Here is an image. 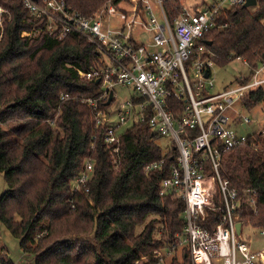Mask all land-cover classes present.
Masks as SVG:
<instances>
[{
	"label": "trees",
	"instance_id": "trees-1",
	"mask_svg": "<svg viewBox=\"0 0 264 264\" xmlns=\"http://www.w3.org/2000/svg\"><path fill=\"white\" fill-rule=\"evenodd\" d=\"M105 1L65 0L84 15ZM0 5L7 11L0 25V172L6 183L0 223L31 254V264H156L155 250L171 246L183 226V199L159 192L174 158L162 151L146 121L121 131L113 151L105 140L107 123H96L86 101L106 107L100 82L78 73L98 64L94 45L76 32L51 35L20 0ZM164 5L173 17L177 2ZM217 22L205 33L214 64L240 56L252 68L264 60V0L222 8ZM263 99L260 85L240 104L251 110ZM87 158L95 163L86 191L73 184ZM154 161L162 163L145 171ZM219 173L230 188L256 189V214L241 216L264 226V135L255 129L244 144L224 152ZM0 264H15L4 247ZM166 264H191L189 252L182 247Z\"/></svg>",
	"mask_w": 264,
	"mask_h": 264
},
{
	"label": "built area",
	"instance_id": "built-area-1",
	"mask_svg": "<svg viewBox=\"0 0 264 264\" xmlns=\"http://www.w3.org/2000/svg\"><path fill=\"white\" fill-rule=\"evenodd\" d=\"M164 1L106 0L95 12L84 15L65 0H20L31 16L44 21L51 35L62 38L76 32L94 45L98 64L78 73L99 79L100 99L106 104L111 94L105 108L96 99L86 101L96 123H107L105 140L113 151L119 149L124 124L128 127L146 121L153 137L167 136L170 147L165 154L174 161L160 181L159 192L183 199L185 206L182 230L175 234L171 246L155 250L156 264H166L182 247L189 252L191 264H264V247L253 249L250 237L243 235L246 227H255L241 212L256 214V189L240 192L230 188L228 179L219 173L223 153L244 144L255 130L245 134L235 127L252 122L239 112L244 108L240 99L247 91L264 86V60L250 68L249 76L239 77H248L246 81L237 79L234 85L214 90L211 67L215 64L206 54L205 40L207 30L219 25L222 8L243 5L246 0H202L192 6L175 0L173 17ZM6 12L0 5V25ZM114 15L116 23L111 24ZM38 31H23L22 35ZM233 59L247 63L240 56ZM116 85L129 87L134 93L118 107L117 119L111 121L109 106ZM256 130L264 135V127ZM94 163L85 159L74 188L89 189ZM161 163L151 162L145 171ZM255 228L264 235V226Z\"/></svg>",
	"mask_w": 264,
	"mask_h": 264
},
{
	"label": "rangeland",
	"instance_id": "rangeland-1",
	"mask_svg": "<svg viewBox=\"0 0 264 264\" xmlns=\"http://www.w3.org/2000/svg\"><path fill=\"white\" fill-rule=\"evenodd\" d=\"M183 4L192 6L199 3L202 0H181ZM209 2L210 0H204ZM116 16L114 15L111 20V24L116 23ZM250 67L247 63L241 60H230L224 65H213L211 67V77L214 79V90H218L224 86H231L237 82L240 76H249ZM192 75V74H190ZM115 91V97L109 106L110 120L117 119V109L134 93L129 87L116 85L113 87ZM242 115H246L251 118L252 122L247 127L236 126V130L241 133H249L254 129H258L264 126V99L258 102L251 110L240 109ZM128 124H124L120 131H123ZM158 144L161 146L163 152L169 148V141L167 136H161L157 139ZM6 188V183L3 178V174L0 172V194ZM259 229L255 227H246L243 235L249 236L253 249H260L264 247V235L259 234ZM7 249L9 256L14 260L15 264H31V254L24 252L20 246L19 241L14 237L9 230L0 223V248Z\"/></svg>",
	"mask_w": 264,
	"mask_h": 264
},
{
	"label": "water",
	"instance_id": "water-1",
	"mask_svg": "<svg viewBox=\"0 0 264 264\" xmlns=\"http://www.w3.org/2000/svg\"><path fill=\"white\" fill-rule=\"evenodd\" d=\"M256 3H257V0H246L245 3H243V6L244 7L253 6ZM205 76H207V73H205ZM96 81L98 82L99 79H96ZM110 100H111V94L109 95V98L107 100V104L110 102ZM236 229L239 232V229H240V223L239 222L236 223Z\"/></svg>",
	"mask_w": 264,
	"mask_h": 264
}]
</instances>
